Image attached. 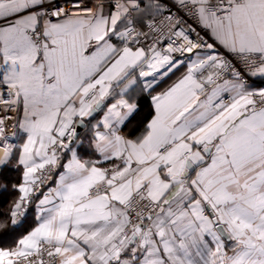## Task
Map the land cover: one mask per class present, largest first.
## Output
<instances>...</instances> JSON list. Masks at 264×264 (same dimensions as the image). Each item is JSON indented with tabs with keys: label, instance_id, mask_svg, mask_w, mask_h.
Here are the masks:
<instances>
[{
	"label": "snow or ice",
	"instance_id": "1",
	"mask_svg": "<svg viewBox=\"0 0 264 264\" xmlns=\"http://www.w3.org/2000/svg\"><path fill=\"white\" fill-rule=\"evenodd\" d=\"M0 104V264H264V0H0Z\"/></svg>",
	"mask_w": 264,
	"mask_h": 264
},
{
	"label": "crops",
	"instance_id": "2",
	"mask_svg": "<svg viewBox=\"0 0 264 264\" xmlns=\"http://www.w3.org/2000/svg\"><path fill=\"white\" fill-rule=\"evenodd\" d=\"M147 111H148V108H147V106H145V107H144V109H143V111H142V113H141V117H138V119H141V118H143L144 114H146V113H147ZM133 123L135 124V123H136V121H134Z\"/></svg>",
	"mask_w": 264,
	"mask_h": 264
},
{
	"label": "trees",
	"instance_id": "3",
	"mask_svg": "<svg viewBox=\"0 0 264 264\" xmlns=\"http://www.w3.org/2000/svg\"><path fill=\"white\" fill-rule=\"evenodd\" d=\"M7 206H8V203L7 201H5L3 204H0V210L7 208Z\"/></svg>",
	"mask_w": 264,
	"mask_h": 264
},
{
	"label": "built area",
	"instance_id": "4",
	"mask_svg": "<svg viewBox=\"0 0 264 264\" xmlns=\"http://www.w3.org/2000/svg\"><path fill=\"white\" fill-rule=\"evenodd\" d=\"M62 2H63V0H62ZM0 107H3V105H2V104H0Z\"/></svg>",
	"mask_w": 264,
	"mask_h": 264
}]
</instances>
